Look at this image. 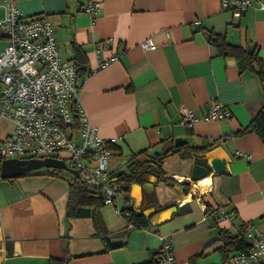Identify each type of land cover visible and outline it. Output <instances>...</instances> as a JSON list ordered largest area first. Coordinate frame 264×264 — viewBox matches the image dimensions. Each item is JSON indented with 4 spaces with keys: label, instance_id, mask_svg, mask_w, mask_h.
Masks as SVG:
<instances>
[{
    "label": "crops",
    "instance_id": "obj_1",
    "mask_svg": "<svg viewBox=\"0 0 264 264\" xmlns=\"http://www.w3.org/2000/svg\"><path fill=\"white\" fill-rule=\"evenodd\" d=\"M259 2L264 0H254L240 18L233 16L235 0L228 7L223 0L17 2L24 16L51 20L64 60H73L74 47L86 53L91 74L81 82L78 102L100 137L122 138L112 148L113 174L125 171L136 155L140 160L169 156L162 164L164 175L131 183L113 205L123 208L128 198L149 223L141 229H126L106 206L92 209L106 227L100 234L91 217L69 220L68 184L47 170L0 179V264H49L51 259L154 264L161 238L168 236L176 264H228L220 250L222 230L231 236L243 224L264 230V140L257 133L233 136L264 107V85L255 73L241 72L233 58L220 56L207 38L213 31L230 44L257 46L264 62ZM88 3L99 9L84 12ZM149 38L157 48L144 51L140 44ZM7 44L0 36V53ZM115 56L119 59L110 61ZM100 61L110 62L98 69ZM213 103L228 110L230 118L200 120L190 128L180 124L183 108L202 118ZM13 129L0 116V141ZM181 136L185 142L175 145ZM213 143L211 151L199 150ZM182 148L191 151L189 157L182 156ZM215 159L226 161L224 170L210 172L204 190L200 182L187 189L183 182L197 160L207 164ZM217 207L236 215L219 220L206 210Z\"/></svg>",
    "mask_w": 264,
    "mask_h": 264
},
{
    "label": "built area",
    "instance_id": "obj_2",
    "mask_svg": "<svg viewBox=\"0 0 264 264\" xmlns=\"http://www.w3.org/2000/svg\"><path fill=\"white\" fill-rule=\"evenodd\" d=\"M18 1L3 0L5 15L0 19V36L8 40L0 53V116L14 125L12 133L0 141V164L10 159L62 160L78 172L85 185L103 193L105 205L113 206L122 193L111 180L112 148L122 138L104 139L89 123L78 102L81 83L76 68L60 53L55 25L45 15L24 16L17 7ZM253 1L235 0L233 16L240 18ZM259 5L264 8V3ZM223 6L228 7L229 0H223ZM98 9L99 5L94 3L83 8L86 13ZM140 48L152 51L157 44L149 38L141 42ZM118 59L115 56L110 61ZM110 61H100L98 69ZM230 116L228 110L213 103L202 118L183 108L180 124L190 128L200 120L219 122ZM72 178L69 174L64 180L71 182ZM115 209L125 222L128 213L124 214L118 206ZM214 209L219 220L235 217L234 211ZM125 225L127 229L135 228L133 224ZM239 234L240 230L236 229L235 235ZM243 234L250 247L233 253L228 262L264 264V230L252 228ZM161 243L159 264H176L170 237H162Z\"/></svg>",
    "mask_w": 264,
    "mask_h": 264
},
{
    "label": "trees",
    "instance_id": "obj_3",
    "mask_svg": "<svg viewBox=\"0 0 264 264\" xmlns=\"http://www.w3.org/2000/svg\"><path fill=\"white\" fill-rule=\"evenodd\" d=\"M207 38L209 43H211L218 54L223 57L233 58L238 68L241 72L250 71L255 73L262 84L264 85V62L260 55V50L257 46L244 47L239 45H233L227 42L226 37L220 34H217L213 31L207 32ZM74 58L71 61L76 68V77L77 80L81 83L85 77L91 74L88 68V59L86 53L83 51L81 47H74ZM81 87V86H80ZM257 133L264 140V107L255 115L251 123L243 130L235 133L234 137H242L247 134ZM215 143L203 147L199 149L200 151H211L215 148ZM186 153H185V152ZM180 152L183 153V157H189L191 151H188L186 148H182ZM169 156V153L159 155L157 157L149 158V159H138L139 155L133 156L127 165L125 171L119 172L117 174L111 175V180L116 183L119 187L121 193H126L128 191L129 185L133 182H140L143 176H147L149 174H159L164 175V171L162 170L163 161ZM199 165H206L205 161L197 160L196 162ZM62 170H47V174L60 178L64 180L66 175L62 174ZM173 179V178H171ZM68 184V203H67V217L68 219H80V218H88L91 217L93 219L94 225L97 229V233H101L103 230H106L104 221L101 215L98 212H93L92 209H98L100 207L105 206L103 193L99 190H95L89 188L84 182L74 177L71 182H67ZM189 189V186H187ZM187 191V190H186ZM125 205L122 208V212L128 213L126 216L125 224H133L135 229L147 228L149 223L146 218L141 214L136 212L130 207L129 199L125 198ZM207 212L212 211L215 213V209L207 208ZM235 215H236V211ZM219 218L218 214H216ZM126 228V225H125ZM127 229V228H126ZM252 229V228H251ZM241 234L231 236L229 232L222 230L220 232L221 241H224V245L220 248L221 252L225 256V259L228 260L232 257L233 253L247 250L250 245L245 239L244 234L248 229V225H240L238 227ZM160 251L158 253L159 258ZM198 255L195 259L199 258ZM49 264H67L64 261L58 259H51ZM154 264H159V261H155Z\"/></svg>",
    "mask_w": 264,
    "mask_h": 264
},
{
    "label": "water",
    "instance_id": "obj_4",
    "mask_svg": "<svg viewBox=\"0 0 264 264\" xmlns=\"http://www.w3.org/2000/svg\"><path fill=\"white\" fill-rule=\"evenodd\" d=\"M186 137L181 136L175 138V145H180L184 143ZM224 159H215L208 162L206 165L195 164L192 167L191 174L189 178L184 180L183 184L185 186H191V184L197 183L205 178H208L210 172H220L225 168ZM49 170H65L72 174L73 176L79 178V174L76 170L68 167L64 161L57 159H30V160H19V159H10L4 160L0 164V173L1 179H11L32 172L40 171L41 169ZM174 211L176 208H173Z\"/></svg>",
    "mask_w": 264,
    "mask_h": 264
},
{
    "label": "rangeland",
    "instance_id": "obj_5",
    "mask_svg": "<svg viewBox=\"0 0 264 264\" xmlns=\"http://www.w3.org/2000/svg\"><path fill=\"white\" fill-rule=\"evenodd\" d=\"M68 167H70V166H68ZM41 170H49V169H45V168H44V169H41ZM62 172H63V174H65V175H69V172H67V171H65V170H62ZM105 206H106V207H109V208L111 207L112 210L114 211V213L117 214V212L115 211V210H116L115 207H113V206H111V205H105ZM116 214H115V217H118V220H120V219H119V215L117 214V215H118V216H117ZM120 222H121V221H120ZM121 223H122V222H121Z\"/></svg>",
    "mask_w": 264,
    "mask_h": 264
},
{
    "label": "bare ground",
    "instance_id": "obj_6",
    "mask_svg": "<svg viewBox=\"0 0 264 264\" xmlns=\"http://www.w3.org/2000/svg\"><path fill=\"white\" fill-rule=\"evenodd\" d=\"M199 182L200 183L198 185L201 186V187H203V190H204L206 188L207 184L210 183V178L209 177L208 178H205V179H203V180H201Z\"/></svg>",
    "mask_w": 264,
    "mask_h": 264
}]
</instances>
